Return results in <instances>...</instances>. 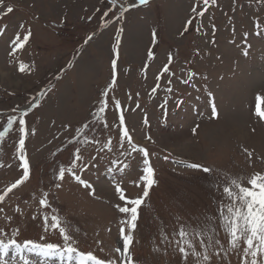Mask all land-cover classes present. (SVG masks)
Masks as SVG:
<instances>
[{"label": "rangeland", "instance_id": "374dc122", "mask_svg": "<svg viewBox=\"0 0 264 264\" xmlns=\"http://www.w3.org/2000/svg\"><path fill=\"white\" fill-rule=\"evenodd\" d=\"M132 2L117 0L114 12L118 15L119 5L128 8ZM7 6L14 11L6 14ZM109 7L108 0H4L0 5V30L5 33L0 36V130L13 108L24 106L28 97L44 88H52L41 107L27 118L36 130L26 140L30 179L0 203V240L12 239L13 230L18 229L15 239L20 243L33 240L63 247L59 231H44L42 223L44 214L58 215L79 251L117 258L115 249L121 243L119 229L125 217L116 207L123 205L115 184L120 183L126 196H138L133 181L143 167L142 154L125 157L118 149L119 112L111 106V100L118 99L134 142L150 152L157 180L150 199L138 210L130 247L135 264H182L174 243L181 226L195 227L198 233L220 241V246L208 249L211 264H241L244 245L235 251L231 248L223 219L217 230L214 213L217 204L224 206L227 201L226 196L223 201L218 199L225 181L235 174L247 179L250 174L264 173V120L256 114L257 110L264 112V0H215L183 35L192 8L203 10V0H152L130 8L120 22L124 32L106 113L109 127L88 133L99 144H69L77 130H83L81 125L111 82L120 23L103 27V13ZM26 29L31 31L28 42L12 55L11 41L17 33L23 38ZM89 36L93 37L90 41ZM149 50L154 52L152 60L147 58ZM20 64L27 66L24 73L19 71ZM165 64L175 75L170 85L165 75L152 94L155 77ZM186 72L196 73L187 85L182 82ZM166 87L172 92H166ZM209 91L215 98L217 119L209 118ZM165 100L166 118L161 107ZM109 138L113 151L98 154L97 149ZM16 147L15 131L0 141V195L20 178ZM75 147H81L88 165L78 174L93 185L95 196L67 175L62 182L56 179L59 167L71 165ZM173 161L198 162L212 166L215 173L205 174ZM109 167L124 171L105 179ZM45 193L49 208L39 203ZM166 237L173 242L167 243ZM25 255L32 264H68L66 258ZM12 257L10 251L8 264H22L19 257L15 261ZM189 264L200 261L192 256Z\"/></svg>", "mask_w": 264, "mask_h": 264}, {"label": "snow or ice", "instance_id": "6c2138e0", "mask_svg": "<svg viewBox=\"0 0 264 264\" xmlns=\"http://www.w3.org/2000/svg\"><path fill=\"white\" fill-rule=\"evenodd\" d=\"M110 7L103 13L102 21L103 27L105 29L109 28L112 24L120 23L125 19V13L130 8H135L138 5H148L150 0H133L131 4L128 5V8H125L122 4L119 5V14L117 15L114 12V9L117 7V0H108ZM210 3H215V0H203V10L198 11L197 7L192 8V16L187 20L186 25L181 32L183 35L188 31L189 27L193 26L194 20H199L204 16V13L208 10ZM4 4V0H0V5ZM0 11H3V8H0ZM14 11L13 7H6V14H10ZM109 13H112V17H109ZM20 27H23L22 25ZM197 31L200 30L199 26L196 28ZM26 35L21 38L20 34L15 35V39L11 41L12 48L10 52L12 55H15L18 50L23 49L24 45L28 42L29 37L31 36V31L26 29ZM124 32L123 24L120 23V26L116 29L115 34V47L113 49V58L111 59V82L106 86L100 93L99 99L97 100L94 108L90 112L89 119L81 125L83 130H77L76 134L69 140V144L73 145H87V144H99V141L95 139H89L88 133L93 132L97 129L109 127L106 113L110 110V93L112 87L116 84V69L117 61L119 59V49L122 39V34ZM4 31L0 30V36L4 35ZM260 33L257 32V35ZM93 37L89 36L88 40H92ZM152 40L156 41V33H152ZM248 53L245 52L244 55ZM147 58L149 60L154 59V52L149 50L147 52ZM172 60V56L168 57L169 63ZM27 70L25 64L19 65V71L24 73ZM167 79V84H171L170 77L175 75L170 72L168 64L162 66L156 75L155 79L157 80L156 86L151 89V93H157L160 88L159 81L165 77ZM196 76L195 72H186L185 78L182 80L184 84H189L194 80ZM206 79V77H205ZM52 88L46 87L38 93L31 95L27 98L24 106L17 105L12 109L13 114L6 116V124L2 126L0 130V141H3L5 137L9 136L10 133L15 131L17 136V147H16V160L18 167L22 170L20 178L12 183L4 194L0 195V203L5 201V197L13 192L18 186L29 181L31 168L29 159L26 151V140L30 135L35 134V129L31 128L28 121V117L36 109L41 107L42 103L45 102L47 93H49ZM165 91L168 93L172 92L171 87H166ZM207 96L209 98V118L217 119L219 118V112L215 103V98L212 92H208ZM182 103V102H181ZM167 104L168 101L165 100L161 105L165 109L164 117H167ZM111 106L119 112L118 115V124L117 127L120 129L119 135L121 139L117 141L118 149L121 150V155L125 157L132 156L133 153L142 154V173L138 177L137 181H133L134 186L139 189V195L136 197H128L125 195V190L121 187L120 183L115 184L114 191L119 194V200L121 204L116 205L119 213L123 214L125 219L121 221V227L119 229V239L120 246L115 249L116 253L119 255L117 258L111 259L108 257H98L91 252L79 251L77 247L73 246V238L70 236L66 230L61 225V219L58 215L44 214L42 216V223L44 225V231H48L51 228L53 231H59L63 239V247L59 244L54 243H37L33 240H25L23 243H20L15 239L18 234V229L13 230L12 239H9L7 242L0 240V264H8L6 259L9 256L10 251L13 253V261L19 257L22 264H32V262L26 257L25 253L35 254L42 258H51V257H60L62 260L66 258L68 264H135V261L132 258V253L130 247L133 244V234L137 229L138 224V210L144 204L145 200L150 199V191L154 186L157 185V180L155 178V169L150 160V152L148 148L139 146L133 140V136L130 135L129 128L125 125V113L121 108V102L118 99L111 100ZM138 108L139 105H136ZM257 116L264 120V112L257 110ZM3 114H0L2 117ZM147 123V120H145ZM199 125L192 129V133L195 134ZM147 139L150 142L152 141L151 136H148ZM112 152V142L111 138L108 139L107 143L101 145L97 152L104 153ZM251 155V153H248ZM93 160L96 157L92 158ZM165 160L169 159V156L164 157ZM115 163V162H113ZM174 164H180L185 168L192 170H199L205 174H214L215 169L212 166H205L198 162L184 163V161H173ZM95 166V165H93ZM88 168L86 162H84L81 155V147H75V152L73 154L72 162L69 167H59L58 175L56 177L59 181H64L66 175L68 178L74 180L79 185H82L85 189L90 191V194L95 196V189L93 185L86 180L81 178L79 172H83ZM124 168L109 167L107 169V174L115 178V173L123 172ZM226 186L220 189L219 200L223 201L224 197H227L225 205L217 204V212L214 213L217 215V224L216 229H220L219 219H223V231L228 240V243L231 245V248L235 251L243 247V257L241 259V264H264V173H255L250 174L249 178L241 179L239 174H235V178L229 181H225ZM57 188L60 187V184L56 185ZM47 193L44 194V199L39 201L40 205L43 208H49V201L47 199ZM2 211V209H0ZM43 240L44 237H41ZM167 243H172L173 241H168L167 237L165 238ZM174 243L176 245V252L182 260V264H189V258L195 256L200 264H211V254L209 253V247L220 246V241L214 239L211 236H207L203 231H195V227L192 230H189L187 227L181 226L176 230V236ZM201 246L203 251L200 250ZM219 255V253H217Z\"/></svg>", "mask_w": 264, "mask_h": 264}]
</instances>
